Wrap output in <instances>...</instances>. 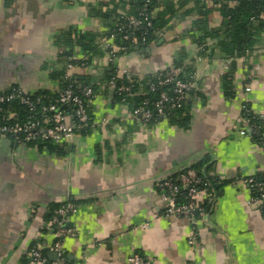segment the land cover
I'll return each mask as SVG.
<instances>
[{
	"label": "crops",
	"instance_id": "obj_1",
	"mask_svg": "<svg viewBox=\"0 0 264 264\" xmlns=\"http://www.w3.org/2000/svg\"><path fill=\"white\" fill-rule=\"evenodd\" d=\"M119 1L0 0V92L55 91L59 73L100 82L89 103L91 129L61 142V153L0 136V264H23L31 246L48 250L55 238L47 214L71 201L76 209L67 221L75 233L62 239L70 264H127L132 253L154 264H264V210L248 202L243 183L264 175V148L238 134L243 106L264 117V33L246 57L227 59L218 50L205 57L191 36L198 37L196 15L179 14L148 47L117 56L118 78L164 72L179 56L193 71L187 123L144 124L100 79L111 39L103 14L128 12ZM221 20L215 9L207 16L210 28ZM67 30L71 47L57 41ZM83 33L96 35L94 53L76 44ZM260 127L264 138V119ZM203 157L219 189L189 244L190 220L165 214L156 182Z\"/></svg>",
	"mask_w": 264,
	"mask_h": 264
},
{
	"label": "trees",
	"instance_id": "obj_2",
	"mask_svg": "<svg viewBox=\"0 0 264 264\" xmlns=\"http://www.w3.org/2000/svg\"><path fill=\"white\" fill-rule=\"evenodd\" d=\"M120 5L124 6L128 4L129 9L126 13L115 12V9L107 11L104 16L109 17V30L105 33L110 40L109 45H113L118 48L115 52V58L117 56L135 52L139 49L148 47L155 41L157 35L163 33L168 28V23L172 18L178 16L185 17L189 14H195L196 18L193 20L194 28L198 34V37L191 35L192 40L198 46L199 52L205 57H212L214 51L218 50L222 56L227 59L234 60L238 56L246 57L252 52L254 46L260 41L261 35L264 33V20L261 18V13L264 11V0H235L234 3H230L228 0H120ZM217 10L221 16L220 26L217 28H210L207 23V16L213 11ZM140 13H146L151 16V27L139 29H128L125 25L126 17H139ZM101 15L103 18L104 16ZM127 35L128 39H124L123 36ZM107 38V39H108ZM135 38V41L131 39ZM61 39V40H60ZM96 35L83 33L78 34L75 37V42L82 48L84 53H94L96 50ZM62 45L72 46L71 31L67 30L61 32L57 38ZM71 49V48H70ZM106 51V50H105ZM68 52H64V55H69ZM114 61V60H113ZM113 61H108L107 68L101 76V81L106 83L109 77L115 75V66ZM183 56L176 57L172 66L160 73L146 75L141 78L133 77L132 82L135 86L131 90V95L127 93H117L114 91V98L118 102L127 105L129 111L146 104L144 107L150 112L151 117L146 123H152L160 118L157 113V101L161 92H166L169 96H173L174 81L165 83L163 85L158 84V81L162 79L165 74L171 69H178L179 73L175 77L176 80L185 82H194V74L191 68L182 63ZM72 62V61H71ZM59 89L55 91L41 90L33 94H28L31 100L36 98L40 99V102L44 105L53 103L56 99L58 92L64 87L71 85H89L93 92L98 84H94L89 78H84L82 81H74L64 77L62 73H59ZM226 81L230 80V75L227 73L224 75ZM101 82V83H102ZM154 84V89H150L149 84ZM15 87H11L7 91L0 92V95L7 94ZM194 98L191 97L189 101L181 103L179 107H166L164 108L165 119L170 123L183 126L188 120V106ZM39 106H36L38 109ZM59 108L71 112L65 105H59ZM13 113L11 118L9 115ZM89 113V107H88ZM32 112L28 110V107L19 102L18 99L11 101L0 102V125L7 123H14L15 121L26 120ZM248 116V115H247ZM91 119V118H90ZM253 124L257 125L259 121L257 119L251 120ZM88 129L79 131L84 134ZM251 140L260 144L264 141L263 129L260 127L257 133L249 134ZM12 143L19 144L22 140H16L14 137L6 135ZM25 144L35 145L38 149H44L51 153H61L62 147L60 144L52 141H44L41 139L25 142ZM210 162L207 157L195 161L189 167L182 169L185 171L190 168L196 172L199 182L196 186L199 189L211 192L213 195L218 194V185L216 181L209 176ZM178 173L173 174V178L177 177ZM254 180L264 182V175H256L252 177ZM251 195L256 196L257 191L250 188ZM72 202V201H71ZM74 202V201H73ZM201 206L205 212H208L211 207V202L207 199H202ZM63 206V205H62ZM61 205L51 207L47 214V219L51 221L55 216V211L60 208ZM264 213V212H263ZM63 226L69 228L70 224L66 221ZM51 231L54 232V225L50 222ZM36 248L44 257L48 258V250ZM64 261L66 264H70L65 255ZM27 263V257L25 255L23 264Z\"/></svg>",
	"mask_w": 264,
	"mask_h": 264
},
{
	"label": "built area",
	"instance_id": "obj_3",
	"mask_svg": "<svg viewBox=\"0 0 264 264\" xmlns=\"http://www.w3.org/2000/svg\"><path fill=\"white\" fill-rule=\"evenodd\" d=\"M234 3L235 0H228ZM151 16L146 13H140L139 17H126L125 25L128 29H139L141 27H151ZM128 39L127 35L123 36ZM135 41V38L131 39ZM108 61L115 59L117 47L109 45L106 42L104 46ZM72 67V64H68ZM179 73L178 69L169 70L165 76L158 81L163 85L174 81L173 96H169L166 92H161L157 101V113L160 119H165L164 108L179 107L181 103L189 101L191 97H196V87L194 82H185L176 80L175 77ZM106 85L117 93H127L131 95V90L135 86L128 74L124 73L121 78L115 75L108 78ZM150 89H154V84H149ZM249 89L246 88V91ZM94 97V92L89 85H71L64 87L58 92L53 103L44 105L39 98L31 100L28 93L20 88H13L11 92L0 95V102L18 99L20 103L28 107L32 114L26 120L15 121L0 125V136H12L16 140H22L21 143L41 139L44 141H52L60 144L69 140L74 134L80 133L92 127L91 119L88 113L90 100ZM145 105L146 102L144 101ZM39 106L36 109V106ZM59 105H65L71 112H67ZM139 106L130 111V116L135 121L146 123L150 117V112L144 107ZM264 109V104H263ZM243 114L238 121V134L244 136L246 134L257 133L264 117L262 114L252 113L248 107L243 106ZM248 115V116H247ZM11 113L9 117H13ZM252 119H257V125L252 123ZM264 148V141L259 144ZM189 167V166H188ZM199 178L193 169H186L178 172L174 179L173 174H166L157 180L156 186L159 190L161 199L165 202V214L171 216H185L191 224L192 230L189 233L188 243L192 244L197 235V225L206 220L207 212L201 206L202 199H207L212 203L214 195L205 190L199 189L196 184ZM243 183L248 187H252L257 191L256 196L249 199V203L260 210H264V182L254 180L252 177L243 179ZM76 209L74 202H66L63 206L55 211L51 223L54 225L53 237L55 241L49 246L50 254L54 255L53 259H47L36 248L30 247L26 252V264H66L64 261V253L62 251V239L66 236H74V230L69 227L65 228L63 224L67 221L68 215ZM127 264H154L141 257L137 253H132L127 259Z\"/></svg>",
	"mask_w": 264,
	"mask_h": 264
},
{
	"label": "water",
	"instance_id": "obj_4",
	"mask_svg": "<svg viewBox=\"0 0 264 264\" xmlns=\"http://www.w3.org/2000/svg\"><path fill=\"white\" fill-rule=\"evenodd\" d=\"M53 258H54V256H53Z\"/></svg>",
	"mask_w": 264,
	"mask_h": 264
}]
</instances>
